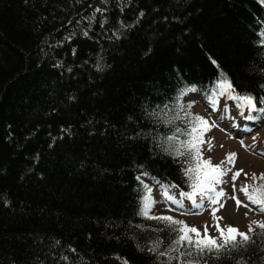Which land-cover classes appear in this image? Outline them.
<instances>
[{"label":"trees","instance_id":"trees-1","mask_svg":"<svg viewBox=\"0 0 264 264\" xmlns=\"http://www.w3.org/2000/svg\"><path fill=\"white\" fill-rule=\"evenodd\" d=\"M221 73L264 107V0H0V264H264V229L180 256L142 211L192 191L185 95L264 119Z\"/></svg>","mask_w":264,"mask_h":264},{"label":"rangeland","instance_id":"rangeland-1","mask_svg":"<svg viewBox=\"0 0 264 264\" xmlns=\"http://www.w3.org/2000/svg\"><path fill=\"white\" fill-rule=\"evenodd\" d=\"M182 103L191 105L187 112L191 120L202 117L209 125L207 130L201 129L193 133L191 142L193 136L199 135L204 141L199 145L202 158L211 160L213 166H220L225 172V175L221 177L224 182L216 184L215 189L223 190L226 195L219 198V203L214 205L209 203L207 197L202 199L197 194L196 203H203L202 208H197L191 200L181 194L175 191L165 192L161 185L144 180L149 187V195L155 201L148 215L171 216L176 220L184 221L188 226L197 228L201 236L205 234L204 229L207 225L208 235L213 238L220 236L216 228L217 223L225 229L227 226H232L241 233H247L251 237L250 241H255L261 228L258 223L252 222L264 221V213L259 212L258 206L253 205L240 189L245 185L264 184V180L259 178L261 174H264V119H258L255 122L243 120L238 114H234L231 105L225 108V103H222L220 110L214 113L197 91L185 95ZM197 128L200 126L197 125ZM193 153L195 154V149ZM231 153L235 154L234 163L228 161ZM236 172H240V176L233 179ZM253 174L256 175V179H253ZM165 193L174 199H167ZM232 196L242 202L241 206L237 207L236 200L230 198ZM174 201H182L183 207ZM214 209H219L215 212V217ZM216 217H222V219L217 220ZM250 225L253 231H249ZM190 235L195 238L194 233ZM237 239L240 238L237 237ZM218 243L222 244L223 240L219 239ZM230 246L232 245L229 244L226 247Z\"/></svg>","mask_w":264,"mask_h":264},{"label":"snow or ice","instance_id":"snow-or-ice-1","mask_svg":"<svg viewBox=\"0 0 264 264\" xmlns=\"http://www.w3.org/2000/svg\"><path fill=\"white\" fill-rule=\"evenodd\" d=\"M97 11H100V9H97ZM87 35V33H84ZM219 88L220 95H224L225 93L228 94V98L233 99L238 102L237 107L243 109L244 107L250 108L252 111L258 112L261 115H264V107H257V103L255 101V98L252 97L250 94H239L235 92V89L233 88V85L231 81L227 78V75L224 73L220 74L219 83L217 85ZM264 87V85H262ZM260 105H264V96L260 97L259 100ZM188 107H191V105H188ZM241 115H243V112L241 111ZM259 116H252L248 115L246 119L248 120H255L259 119ZM196 125H199L200 128H197ZM209 127L207 121H205L202 117H195L193 120V127L191 130V133H197L201 129L207 130ZM179 131V129H178ZM169 139H175L174 137ZM201 143H204V141L201 139L199 135L193 136V141L188 142L184 147L187 149L184 152H177V155L185 156L189 161L194 163V167H189L185 170L186 174L188 175L190 181H191V192H181V196L188 198L193 202L195 207L202 208L203 203H196V196L199 194L202 199L204 197H207L209 203L211 204H217L219 203V198L224 197L226 193L223 190L216 191L215 185L221 184L224 181L221 179L223 175H225V172L221 169L220 166H213L211 163V160H205L202 158V154L199 148V145ZM193 149H195V154L193 155ZM235 160V154L231 153L228 156V161L230 163H234ZM223 163V162H222ZM242 171V170H241ZM240 176V172H236L233 175V179H236ZM261 180H264V174H261L259 177ZM139 179V177H137ZM253 179H256V175L253 174ZM145 187H147L145 185ZM251 189V191H250ZM247 199L253 204L257 205L259 208V212L264 213V184H259L257 186L253 185H245L240 189ZM167 199H174L171 196H168L167 193H165ZM231 199L236 200L237 207L241 206V201L235 197H230ZM179 206L183 207L182 201H174ZM155 203V201L152 200L151 196H147L144 198V204H143V214L148 215V212L152 205ZM222 206V205H221ZM244 207H247V205H243ZM219 209L213 210V216L215 217V212ZM151 219H156L160 221L167 222V226H178L172 228V231H174L177 235V238L175 240V245L177 246H187V251L180 253V256H197L202 257L205 253L211 254L213 252H220L223 248L228 246L229 244L232 245L233 248L239 247L245 242H248L251 240V237L247 233H241L238 229L227 226V228H221L219 223L216 224L217 231L220 233V236L218 238H213L208 235V226L205 225L204 229V235L201 236L200 231L195 227L188 226L184 221L176 220L171 216H152L149 217ZM217 220L222 219V217H216ZM253 224H257L261 229H264V221L262 222H256L253 221ZM249 231H253L251 225L249 226ZM191 233L195 234V238L190 235ZM237 237L240 239L238 240ZM222 239L223 243H218V240ZM192 249L195 250V252L192 251ZM74 251V250H73ZM170 251L179 252V247H174ZM159 256H165L169 255V260L167 262H161V264H171L172 259H179V256L177 257H171L169 252H159ZM66 259V258H65ZM184 264H200V261L197 259L193 260H186Z\"/></svg>","mask_w":264,"mask_h":264}]
</instances>
